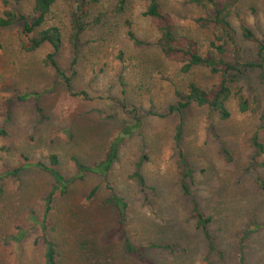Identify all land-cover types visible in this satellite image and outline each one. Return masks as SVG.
Listing matches in <instances>:
<instances>
[{
    "label": "rangeland",
    "instance_id": "1",
    "mask_svg": "<svg viewBox=\"0 0 264 264\" xmlns=\"http://www.w3.org/2000/svg\"><path fill=\"white\" fill-rule=\"evenodd\" d=\"M5 1L10 2L0 0V16L9 7L29 14L33 5V0L17 6ZM119 1L100 0L90 7L89 20L99 13L104 17L82 34L73 69L71 89L101 97L96 100L65 94L45 64L47 45L24 52L16 27L0 30V129L5 132L0 135V172L26 159L49 168V156L58 160L51 172L26 168L0 180V264H42V249L34 242L36 228L20 243L8 237L18 226H30L31 213L40 214L42 198L56 187V175L57 182L61 178L67 183L65 191H55L46 228L56 244L57 264H264V188L257 183V178L264 182V154L263 166L251 162L249 141L258 128L264 145V57L256 56L253 45L240 42L241 61L253 67L230 82V118L194 104L184 111L182 147L192 170L191 178H185L172 147L177 119L163 115L190 83L211 90L218 76L197 68L181 73L159 45L133 47L124 34V19L131 21L140 40L155 43L159 36L142 15L144 0H123V12L115 13ZM159 1L171 14L177 37L194 40L203 55H215L209 45L212 31L193 22L204 16L203 8L189 0ZM222 1L228 3L229 22L238 32L244 25L259 38L264 34V0ZM76 6V0H56L45 25L61 30L63 46L56 58L67 74L72 61L67 40ZM223 58L233 62L230 55ZM240 96L251 110L238 111ZM122 101L137 109L140 124L121 107ZM128 127L131 134L125 135ZM117 137L122 140L116 159L108 169L100 167ZM141 158L139 172L148 199L131 176ZM112 198L125 203L122 218L108 203ZM193 200L210 217L212 247L195 228ZM243 232L248 237L242 241V259L238 241ZM150 244L164 248H147ZM136 251L144 254L145 263Z\"/></svg>",
    "mask_w": 264,
    "mask_h": 264
},
{
    "label": "trees",
    "instance_id": "2",
    "mask_svg": "<svg viewBox=\"0 0 264 264\" xmlns=\"http://www.w3.org/2000/svg\"><path fill=\"white\" fill-rule=\"evenodd\" d=\"M25 1L26 0H10L9 3L5 1L4 4L17 6ZM99 1L100 0H76V14L72 17L71 32L67 40L72 52V61L69 69L70 73L68 74L61 70L56 58L63 46L61 30L56 26L45 27L51 8L56 0H33V5L29 14L22 13L13 7L6 8L0 16V30L16 27L18 30V42L20 48L24 52H34L42 46L47 45L50 52L46 55L45 64L53 70L57 81L64 86L65 94L70 97H78L83 101L96 100L101 97L97 96L95 99V97H91L90 94L85 91H73L71 89V79L72 76L75 75L73 69L80 52V39L82 34L87 30L90 24L98 26L102 23L104 14L101 13L97 14L92 20H89L90 7L97 4ZM144 1L146 2V5L142 15L149 19L153 24L159 38L155 43L138 39L132 30L131 21L124 19L122 21V27L125 31L124 34L132 46L135 48H145L152 45H159L167 59L179 64V71L181 73H189L192 69L197 68L206 69L210 74L218 76V82L211 90H205L194 83H190L187 87L186 93H178L177 103L170 106L167 113L163 115L166 117L173 115L177 119L172 132V147L175 153V161L182 175L185 178H191L192 170L187 164L184 149L182 147L184 111L190 105L194 104L199 107L206 106L209 110L215 112L221 119L230 118L231 114L227 107V102L233 95L230 82H232L237 75H243L249 70V68L253 67L252 63L241 61L240 53L242 47L240 42L253 45L256 56L263 59L264 34L259 38L250 28L244 25H240L239 32L233 28L228 19L229 12L227 2H223L222 0H189L190 4L203 8L205 11L204 16L193 19L194 24L201 29L212 31L213 34V40L210 41L209 45L213 49L215 55H203L199 50L198 44L194 40L185 36L177 37L174 34L175 24L173 18L170 13L163 10L159 0ZM123 5V0H120L114 12L122 13L124 10ZM226 55L231 56L233 60L232 63L224 60L223 57ZM121 85H123L122 82ZM122 94H124V92H122ZM33 96L36 97L37 95L33 94ZM110 100L112 99L110 98ZM119 104L122 108H125L138 124H140L136 108L132 107L129 109L123 101ZM237 107L240 113H245L251 110L249 101L242 96L238 99ZM150 113H152V111H150ZM122 132H125V135H130L131 127L124 129ZM0 135H5L4 130L0 129ZM121 140V137H117L110 143L109 151L106 154L105 160L102 161L99 166L102 165L108 169L109 165L117 157V147ZM249 141L252 148L251 162L263 166L261 157L264 154V145L259 137L258 128L251 133ZM222 152L225 158L230 161L231 158L224 148L222 149ZM143 160L144 158H141L136 164L131 176L134 179L139 192L141 194H144L145 192V198L148 199L145 180L139 172ZM24 162L26 163L14 167L11 171H8L3 167L0 172V180L5 177L4 175L15 177L26 168H35L41 171L47 170L51 172L53 171L51 168L58 164V160L54 155L49 156L50 168L41 162L27 163V159L24 160ZM55 179L57 183L55 184L56 187L54 185L55 188L42 198L40 214L35 215L31 213L28 218L30 226H18L16 232L8 237L10 241L20 243L29 236L31 230L36 228L38 236L35 238L34 242L42 249V264H57L56 244L48 236L46 228L49 223L48 216L54 202L55 191L59 188L65 191L67 183L61 181V178L59 182H57L59 179V176L57 175ZM257 183H259L262 189L264 188V182L262 180L257 178ZM3 193V187L0 184V202ZM184 193H188V190L185 187ZM108 203L117 208V211H119L122 218V213L126 207L125 203L119 198L109 199ZM192 213L196 230L200 233L204 241L212 247V236L207 229L210 217L206 218L200 213L198 204L194 200L192 201ZM247 237L248 232H243V238L240 236L238 241V249L242 259V241ZM152 247L164 248L163 245L157 246L153 244H150L147 248ZM135 256L142 263H145V256L143 253L136 251Z\"/></svg>",
    "mask_w": 264,
    "mask_h": 264
}]
</instances>
